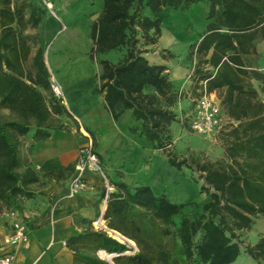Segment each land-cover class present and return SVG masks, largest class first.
<instances>
[{"label": "trees", "instance_id": "trees-1", "mask_svg": "<svg viewBox=\"0 0 264 264\" xmlns=\"http://www.w3.org/2000/svg\"><path fill=\"white\" fill-rule=\"evenodd\" d=\"M198 3H209V24L190 48L194 81L200 90L206 82L227 114L240 121L222 136L224 158L215 161L180 157L170 149L178 93L167 67L145 56L162 34L164 9ZM23 15V6L0 0V226L11 223L8 214L15 208L25 218L22 200L32 197L40 181L32 166H24V137L33 131V141L44 142L52 130L64 128L55 116L67 112L52 93L42 49L30 63L31 45L15 26ZM30 22L33 27L40 22L35 10ZM257 34L264 40V0H104L91 31L90 59L102 67L94 92L105 94L115 119L131 110L141 122L132 131L163 150L170 166L197 172L208 198L174 203L150 186L117 183L104 217L136 250L92 227L68 241L75 263L111 264L99 256L104 251L115 255L113 264H232L244 250L264 264V234L252 245L241 237L256 217H264V102L252 83L256 80L263 92L264 72L248 69L242 57L256 52ZM114 50H123L119 62L99 58Z\"/></svg>", "mask_w": 264, "mask_h": 264}, {"label": "crops", "instance_id": "crops-1", "mask_svg": "<svg viewBox=\"0 0 264 264\" xmlns=\"http://www.w3.org/2000/svg\"><path fill=\"white\" fill-rule=\"evenodd\" d=\"M68 1V5L65 4L66 1L61 0H28L27 2V4H31L27 15L31 28L29 32L33 34L36 41L35 48L28 41L32 49L30 63L37 51L42 49L49 74L54 75L64 89L65 99L62 104L67 112L61 116H55V119L60 120L64 128L52 130L51 136L44 142L35 143L32 138L33 131L23 139L25 144L24 166H32L40 175V181L32 187V197L22 200L25 217L23 220L29 239L15 248L14 264H80L75 263L73 250L69 247L68 241L71 237L92 228V222L99 216L102 209L104 193L101 175L88 170L84 173L88 188L75 195H70L69 184L75 174V163L79 151L88 143L85 133L92 136L96 152L114 185L117 183H125L129 186L147 185L153 190L154 186L146 180L147 178L140 174L131 175L128 173L132 153L134 152V158L139 156L137 165L139 172L152 171L153 160L151 157L163 155L162 150H156L149 140L132 131V128L140 126L141 122L136 120L131 110H125L118 119H115L106 107L105 94L94 92V89L99 85L102 67L97 60L90 59V51L93 47L91 31L93 24L100 19L103 13L104 0ZM45 2L54 7L56 15L45 7ZM34 10L36 16H40V22L36 27H33L30 22ZM62 23L66 26L65 29H63ZM208 24L195 40L187 42L186 50L182 56L165 59L163 57L165 51L145 54L152 64L167 67L166 73L178 93L179 109L176 103L173 110L178 115L180 113V118L183 121L187 115L193 113L196 100L201 95V84L194 81L193 74L188 75L185 58L191 45L199 41L201 35L206 32ZM84 25L87 29L85 32ZM51 29L52 37L58 34V38L68 44V50L53 56L50 51L46 55V47L50 44L51 39L45 41V35ZM175 45L177 43L171 37L169 48L177 50L174 48ZM255 46L256 52L242 56L248 69H261L262 67L257 65L263 66L264 64V40L260 34H257L255 38ZM148 49L150 50V48ZM123 54L120 50H114L100 55L99 58L117 63L123 58ZM252 83L259 90L262 99L259 83L256 80H253ZM213 94L221 103L218 93L213 92ZM221 107L224 129L219 135V142L213 143L204 138L205 147H199L200 149L190 147V151L224 152L222 136L228 133L233 126L238 125L240 121L231 118L222 104ZM175 123L177 122L171 125L174 142L175 136L179 133ZM145 139L148 143L145 142ZM216 142H218L217 145ZM147 144L151 151H145L148 150ZM163 156L167 159V156ZM67 169L69 170L66 171ZM60 171H63L60 175L51 174ZM156 195L167 197L166 194ZM10 232L11 224L0 227V254L11 249L3 244L5 237ZM247 257L248 260L251 259L248 255ZM236 261L232 264H236Z\"/></svg>", "mask_w": 264, "mask_h": 264}, {"label": "rangeland", "instance_id": "rangeland-1", "mask_svg": "<svg viewBox=\"0 0 264 264\" xmlns=\"http://www.w3.org/2000/svg\"><path fill=\"white\" fill-rule=\"evenodd\" d=\"M52 1V0H48ZM56 1V0H53ZM66 1L65 4L68 5V0H61ZM28 0H13L14 5L20 7L23 6V13H24V21L20 23V25H15L19 32L24 35V37L30 41L33 45V48L36 47V41L33 38V34H30L31 28L29 27V18L27 15L29 14V4H27ZM45 7L50 10L46 3ZM208 7L209 3H198L192 4L187 9H175V8H165L163 11V23H162V34L158 39V42L154 46H149V52L151 54L155 52H162L165 51L168 54H172L174 57L182 56L184 54L187 42H191L195 40L199 33H201L208 24ZM52 14L53 11L56 13L54 7L52 6V10H50ZM145 14H150L149 12H145ZM63 24V23H62ZM66 24V23H65ZM67 25V24H66ZM69 27V25H68ZM84 25V32L85 30ZM52 29L49 31L47 35H45V41L49 38L51 39L50 44L46 47V55L50 54L53 56L57 53H63L68 50L65 41L61 38H58V34L55 37H52ZM174 38L177 45L174 48L177 50H173L169 48L170 38ZM83 49V48H81ZM123 52V50H120ZM165 53V55H168ZM194 57L191 54V50L188 51V54L185 58V67L187 69L188 75L192 73ZM258 67H262L259 64ZM192 75V74H191ZM51 77V75H50ZM53 93V92H52ZM54 95V94H53ZM48 100L50 101V94H47ZM182 98V97H181ZM61 101V100H60ZM179 102V101H177ZM62 103V101H61ZM178 109L179 104L177 103ZM188 110L186 109V113ZM2 114H7V111H2ZM178 115V114H177ZM176 127H178V135L175 136V142L173 140V145L170 149L174 150L180 157L187 156L189 158L197 159L200 161H215L218 159L224 158L223 151H190V147H198L200 149L205 147L204 145V138L203 136L192 132L186 123L180 118V113L177 118ZM183 132V133H180ZM219 136L216 139H208L213 143L215 141L219 142ZM145 142L147 140L145 139ZM218 142L215 144L217 145ZM41 143V142H40ZM200 147V148H199ZM148 150L151 151L148 144ZM176 150V151H175ZM142 151V150H140ZM163 155L166 156L165 152L161 151ZM163 155H153L151 158L153 160V170L148 172L144 170V172H139L138 170V161L139 156L134 158V152L132 153L131 162H130V169L129 174L137 175L140 174L147 178L148 182L153 184L154 192L156 194H166L167 198H169L174 203H186V202H202L207 200L208 195L206 192H202L203 187V180L199 178V174L197 172H193L191 169L184 167L182 170H178L173 166H170L168 160ZM134 158V159H133ZM191 211V208L188 209ZM3 213V212H2ZM3 227V226H0ZM242 239L245 245L248 244H255L261 235L264 234V217L258 216L256 217L255 224L250 231H243ZM129 245L134 246V243L129 242ZM99 256L113 264V260H108L107 258L103 257V255L99 252ZM235 264V263H234ZM236 264H256L253 260L247 257L245 252L238 257Z\"/></svg>", "mask_w": 264, "mask_h": 264}, {"label": "built area", "instance_id": "built-area-1", "mask_svg": "<svg viewBox=\"0 0 264 264\" xmlns=\"http://www.w3.org/2000/svg\"><path fill=\"white\" fill-rule=\"evenodd\" d=\"M45 3L52 10V5L47 2ZM53 13L56 15L54 11ZM65 28L66 26L63 24V29ZM195 63L196 61L193 63L191 74L194 73ZM259 70L264 72V64ZM50 82L54 96L63 101L65 94L62 85L54 75H51ZM200 92L201 95L196 100L193 113L187 115L184 121L192 132L208 139H216L224 129L221 103L213 92L207 90L206 82L202 83ZM262 101L264 102V91L262 92ZM85 136L88 138V143L79 151V156L75 163V174L69 184L70 195H75L88 188V183L84 176L86 171L90 170L99 173L104 183V196L102 199V209L99 216L92 222V227L95 230L105 232L119 242L129 244V239L110 228L104 217L110 195L116 192L117 189L106 173L103 162L96 152L92 136L89 133H85ZM8 216L11 218V232L5 237L3 244L11 249L8 252L0 254V264H14L15 248L20 243L27 242L29 239L27 227L24 224L20 210L17 208L12 209ZM132 247L135 251L136 246Z\"/></svg>", "mask_w": 264, "mask_h": 264}, {"label": "bare ground", "instance_id": "bare-ground-1", "mask_svg": "<svg viewBox=\"0 0 264 264\" xmlns=\"http://www.w3.org/2000/svg\"><path fill=\"white\" fill-rule=\"evenodd\" d=\"M101 254L103 255V257L107 258L108 260H113V256L107 254L106 252L104 251H101Z\"/></svg>", "mask_w": 264, "mask_h": 264}, {"label": "water", "instance_id": "water-1", "mask_svg": "<svg viewBox=\"0 0 264 264\" xmlns=\"http://www.w3.org/2000/svg\"><path fill=\"white\" fill-rule=\"evenodd\" d=\"M130 242L134 243L133 241L129 240ZM111 256H115V255H111Z\"/></svg>", "mask_w": 264, "mask_h": 264}]
</instances>
